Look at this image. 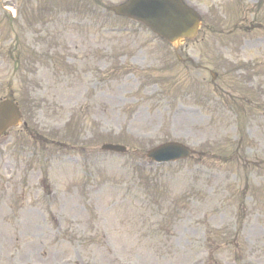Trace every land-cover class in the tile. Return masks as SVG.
Returning <instances> with one entry per match:
<instances>
[{"label":"rangeland","instance_id":"374dc122","mask_svg":"<svg viewBox=\"0 0 264 264\" xmlns=\"http://www.w3.org/2000/svg\"><path fill=\"white\" fill-rule=\"evenodd\" d=\"M204 3L214 10L211 0ZM76 4L18 0L24 10L37 7L36 19L23 15L17 41L0 27V97L17 96L20 83L29 85L37 132L92 153L120 136L130 155L117 160L92 154L91 178L85 179L75 167L56 160L43 167L13 151L19 170L13 184L35 210L33 220L2 226L0 264H264V120H206L215 112L207 96L210 78L185 70L194 60L206 70L215 58L240 68L246 61L262 63L256 60L264 58V45L248 44L242 53L248 58L236 61V45L170 46L138 30L107 34V28L130 25L109 15L102 20L103 34L97 14L82 23L80 13H69ZM224 12L235 10L227 6ZM44 30H50L46 37ZM50 47L60 50L50 56ZM13 53L18 75L5 63ZM256 69L259 76L247 78L254 76V87L264 89ZM159 78L165 79L160 93ZM195 104L201 116L173 111L184 106L195 112ZM13 138L22 152L34 145L20 130ZM166 138L197 148L198 157L155 173L131 168V160ZM5 162L0 180H10ZM47 182L60 184L69 204L58 235L51 221L38 220ZM86 184L104 192L93 196ZM101 234L106 243L98 241Z\"/></svg>","mask_w":264,"mask_h":264}]
</instances>
